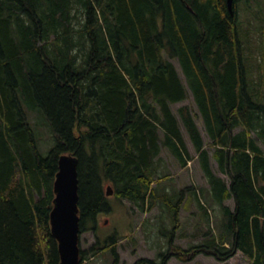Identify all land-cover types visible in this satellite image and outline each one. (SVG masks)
Returning a JSON list of instances; mask_svg holds the SVG:
<instances>
[{"label":"trees","instance_id":"trees-1","mask_svg":"<svg viewBox=\"0 0 264 264\" xmlns=\"http://www.w3.org/2000/svg\"><path fill=\"white\" fill-rule=\"evenodd\" d=\"M238 1L230 13L226 0H0V264H59L50 211L63 153L77 158L79 235L110 210V185L142 211L159 201L174 223L160 261L133 264L237 252L264 264V36L241 40ZM252 60L257 77L246 74ZM189 97L208 141L192 105L172 107ZM25 105L41 108L51 127L45 155ZM184 132L207 202L223 215L220 231L185 249L172 243L177 209L190 193L207 221L209 207L194 186L175 196L153 185L169 174L160 173L163 148L182 168L192 160ZM118 238L91 254L110 249L117 264Z\"/></svg>","mask_w":264,"mask_h":264},{"label":"rangeland","instance_id":"rangeland-1","mask_svg":"<svg viewBox=\"0 0 264 264\" xmlns=\"http://www.w3.org/2000/svg\"><path fill=\"white\" fill-rule=\"evenodd\" d=\"M237 21V29L242 41L254 39L256 35L257 37H263L264 0H239L237 3ZM242 49L248 51L246 55H249V45L245 43ZM246 63V74L248 72V75H252L254 70L258 69L256 61L252 60L249 64ZM255 72V77H257L260 74L259 70H255ZM180 74L182 76L181 72ZM260 88L264 92V84L260 85ZM186 103L192 105L194 112H196L197 126L205 140L208 141L203 119L194 106L191 97L173 104L172 107L176 112L179 106ZM24 108L29 124L37 138L38 149L45 155L55 143L51 127L41 108L26 105ZM184 136L193 156L192 160L182 168L168 149L163 148L160 153L162 157L160 173L169 171V174L153 184L159 183L160 186H167L170 193L175 194V196L183 187L194 186L196 191L199 192L200 200L209 207L208 213L211 221L201 218L202 211L198 207L193 194L189 192V198L191 199L187 203L184 199L183 203H186V206L181 205L177 209L178 222L177 227L174 229L172 243L183 249L203 242L207 237L205 232L211 229L214 232L220 231V221L223 216L220 207L215 202L212 201V205L207 202L210 194L208 183L195 158L194 150L190 146L186 132H184ZM220 175L222 174L220 173ZM105 189L106 187H104ZM107 197L110 210L98 212L94 223L89 222V229L83 230L79 235V247L86 257L83 264H112L114 253L110 249L93 256L91 248L96 243L103 245L106 239H113L114 237H119L114 245L118 254L117 264H133L140 258L160 261L159 253L167 249L170 239L168 231L173 229L174 226L166 207L158 201L152 209L142 211L136 204L127 199L116 198L113 194L107 195ZM226 203L230 206L234 205L232 198L227 199ZM212 230L211 233H214ZM166 264H249V260L241 252H237L236 255L225 261H218L213 256L200 253L188 261H182L176 255L169 256Z\"/></svg>","mask_w":264,"mask_h":264},{"label":"water","instance_id":"water-1","mask_svg":"<svg viewBox=\"0 0 264 264\" xmlns=\"http://www.w3.org/2000/svg\"><path fill=\"white\" fill-rule=\"evenodd\" d=\"M232 13L233 0H226ZM54 199L50 211V229L57 241L60 255L59 264H80L79 248V206L77 158L71 154H61L58 171L53 183ZM106 195L113 193L106 186Z\"/></svg>","mask_w":264,"mask_h":264}]
</instances>
